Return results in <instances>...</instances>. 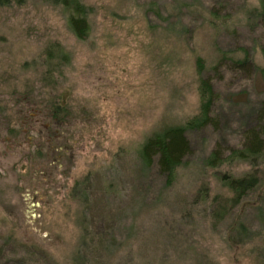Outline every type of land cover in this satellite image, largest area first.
Here are the masks:
<instances>
[{
    "label": "rangeland",
    "instance_id": "obj_1",
    "mask_svg": "<svg viewBox=\"0 0 264 264\" xmlns=\"http://www.w3.org/2000/svg\"><path fill=\"white\" fill-rule=\"evenodd\" d=\"M78 1L82 40L62 6L0 7V264H264V157L207 165L243 145L264 98L262 0ZM246 54L248 69L227 68ZM199 65L218 125L190 134L168 185L139 149L198 115ZM256 170L235 205L223 178Z\"/></svg>",
    "mask_w": 264,
    "mask_h": 264
},
{
    "label": "trees",
    "instance_id": "obj_2",
    "mask_svg": "<svg viewBox=\"0 0 264 264\" xmlns=\"http://www.w3.org/2000/svg\"><path fill=\"white\" fill-rule=\"evenodd\" d=\"M45 1L53 5L62 6L66 12H69L67 27L77 39L82 40L88 35L90 26L84 8L78 0ZM10 2L11 0H0V7L8 6ZM261 10L262 12L259 20L264 31V0L261 2ZM210 13L212 23L219 20L221 17V13L217 6L212 7ZM47 53V55H49L50 63L54 62L56 58L57 60L61 59V61H57V63L62 64L67 62V59L69 58V56L62 50L54 52L52 49H49ZM249 64L250 57L246 54L241 59L231 60L227 68L230 71L235 72L248 69L250 66ZM51 71L52 70H50L49 73H51ZM198 72L201 78L199 87L200 109L198 115L188 120L181 127L169 128L162 133L149 138L139 149V158L142 165L145 168H151L155 164L159 173L166 177L168 185L172 184L177 170L192 154V143L189 138L190 134L207 127L214 128L218 125L217 118L213 115L217 101L214 87L215 84L210 78L204 76L201 65H199ZM53 112L55 118H59V110L55 108V110L53 109ZM253 119L254 123L250 125ZM252 120H247L248 124L245 125L241 131L243 145L240 148H224L221 144L217 145V148L208 159V167H219L225 163L237 161L252 162L261 167L259 160L264 157V98L253 109ZM224 151H230L229 155L225 156ZM259 175V170H256L253 173H250V175L239 179L228 176L223 178L224 185L234 194L233 202L235 205L242 203V200L246 195L260 186ZM224 216L225 213L223 211L217 210L214 218L217 221H220Z\"/></svg>",
    "mask_w": 264,
    "mask_h": 264
}]
</instances>
